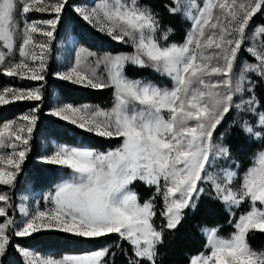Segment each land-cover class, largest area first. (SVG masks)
I'll return each mask as SVG.
<instances>
[{
  "label": "snow or ice",
  "instance_id": "6c2138e0",
  "mask_svg": "<svg viewBox=\"0 0 264 264\" xmlns=\"http://www.w3.org/2000/svg\"><path fill=\"white\" fill-rule=\"evenodd\" d=\"M66 7H71L89 26L98 28L114 41L131 43L136 51L99 57L96 64L110 68L104 79H97L95 73L88 75L79 57L74 66L55 73L58 79L90 89L114 87L115 103L110 110L69 103L54 108L48 115L100 138L122 143L107 152L59 146L51 155L42 157V163L70 168L72 176L59 184L54 193L43 197L53 206L36 211L22 227H16V221L11 218L0 223V264H4L13 238H31L43 232H61L85 239L116 234L132 249L129 264H157V247L164 243V232L175 230L184 212L194 211L203 195L237 208L242 202L250 201L251 210L235 221L236 231L231 239L220 238L217 229L210 230L205 245L210 248V254L193 258L192 264H264V252L252 251L245 242L250 230L264 232V152L259 154L258 166L243 175L238 187L234 184L239 169L235 160L231 163L237 171L224 169V178L220 182L212 181L214 191H206L202 186L216 159L230 157L229 149L217 144L214 137L226 116L233 110L256 115L260 107L255 97V82L248 74L264 79V50L244 45L253 17L264 12V0H232L231 3L207 0L198 15L188 13L193 25L182 45L162 44L157 35L159 20L150 9L140 7L137 0L131 3L114 0L111 5L91 8L72 5L69 0H57L51 8L30 6L29 0H0V40L5 41L8 49L13 47L14 34L22 41L18 45L19 63L9 64L0 74L45 81L46 57ZM168 10L170 14H178L180 8ZM33 12H50L53 18L29 22V14ZM17 16L23 18L22 29ZM171 31L163 33L164 41ZM256 31L264 35V26ZM37 33L43 39L35 42ZM242 50L257 63L244 62L237 74ZM4 59L5 54L0 52V62ZM129 63L152 67L167 75L174 81V88L161 90L128 79L124 69ZM8 93L11 99L7 98ZM42 95L43 85L29 89L5 87L0 93V105L16 101L42 102ZM39 110L37 104L21 118L24 123L18 128L14 129L15 122L0 127V147L10 145L13 149V155L7 158L10 170L0 167V184L12 185L21 173ZM240 127L256 139H264V133L254 131L248 120ZM256 127L264 129V112H259ZM17 148H20L18 152ZM3 160L0 156V162ZM137 180L154 186L156 194L163 197L164 209L160 215L166 223L159 230L152 222L156 215L152 200L139 204L137 194L129 190ZM9 199L8 195L0 194V201ZM11 207V204L0 207V217H7ZM14 247L26 264H104L102 258L110 251L104 248L89 255L41 259L18 244Z\"/></svg>",
  "mask_w": 264,
  "mask_h": 264
},
{
  "label": "rangeland",
  "instance_id": "374dc122",
  "mask_svg": "<svg viewBox=\"0 0 264 264\" xmlns=\"http://www.w3.org/2000/svg\"><path fill=\"white\" fill-rule=\"evenodd\" d=\"M71 0H69L70 3ZM172 3L169 4V7H179V15L182 17L184 22H187V27L185 28V35L184 39L182 41H176L171 40L170 36L174 34V32L171 31V33L168 35V38L166 41L162 39V35L164 32H167L170 27H164L162 24H160V32L157 34L158 37H161L160 42L162 44H172L175 43L177 45H182L185 43L186 38L188 34L192 30L193 21L188 18V13H191L192 15H198L199 9L203 7L204 4L207 3V0H170ZM30 6L33 4L35 7H46L51 8V6L57 2V0H29ZM124 2L131 3V0H124ZM215 2V0H214ZM229 3L232 2V0H228ZM237 2H246V0H237ZM114 3V0H82L80 3H72V5H80L82 7H97V6H103L105 4L111 5ZM195 4V7H190L191 4ZM137 4L140 7H146L150 9L159 20L158 15L148 6L141 3L140 0H137ZM168 7V8H169ZM67 8V7H66ZM66 8L63 11L62 16L65 14L66 21L68 11L66 12ZM69 9H72L69 7ZM216 9L213 10L214 14L216 13ZM53 18L50 12L45 13H39V12H33L29 14L28 20L29 22L32 21H43L46 19ZM80 18V17H79ZM16 19L18 21H21L19 24L20 29L23 28V18L20 16H17ZM81 19V18H80ZM82 20V19H81ZM83 21V20H82ZM160 22V20H159ZM214 22V21H213ZM86 23V22H84ZM87 24V23H86ZM89 26V25H88ZM259 26H264V12H260L257 15H255L250 22V25L248 29L246 30V34L248 35V39L245 41V47H256L258 51L264 50V35H261L256 31V29ZM80 26H77L75 22H70L69 24L62 26L61 24L58 25V28L56 32L54 33L55 39L51 45V49L48 52V55L46 57L48 61V71L50 69V66L53 68V72L51 74V77L55 80H62L58 79L55 76V73L62 72L67 70L70 66H74L77 60V57H79L82 61V67L84 68L85 72L88 75H92L93 73L96 74L97 79H104L107 78L108 73L110 71V68L105 64H96V60L104 56L105 54H110L111 56L116 55H127V54H133L135 53L136 49L135 47L129 43V44H123L118 43L111 39L106 33H101L98 28H93L89 26V29H86L83 31ZM207 31V28H206ZM85 39H84V38ZM176 37H179L177 35ZM43 39V37L37 33L35 36V42H38L39 40ZM22 41L14 34L13 35V47L12 49H8L5 41L0 40V52H3L5 54V59L3 62H0V72L3 73L4 69L9 65L13 63H19L21 57L19 56L18 52V45ZM90 53H95V56L89 55ZM257 63V61L247 52L243 51L241 52L239 61L236 65V72L239 74L240 68L243 66V63ZM31 63V62H29ZM132 64L129 63L126 65L131 66ZM134 66V65H132ZM125 67V69H126ZM150 68L152 70V73L149 75H146L144 77L140 78H130L125 73L126 77L130 80H139L146 84L153 85L155 87L160 88L161 90H172L174 88V81L168 77L167 75H164L160 72H157L152 67H146ZM48 74V73H47ZM249 78L255 82V97L260 103V107L257 109L256 115H246L239 113L237 110H233L232 113L224 119L222 124L218 127L217 131L214 133V137L216 140V143L221 146H226L229 149L230 157L225 159L224 157H220L216 159L213 167L209 169L208 178L205 182L203 187L206 188V191H214L212 188V181L220 182L224 178V169H231L232 171H237L236 165L232 164L231 161L235 160L239 164L238 169V179L234 181V184L236 187L239 186L240 183H242V177L243 175L252 167L258 166L259 161V154L264 152V139H256L254 136H250L243 132L241 130L240 124L244 120H248L254 127V131H261L264 133V129H261L259 127H256L257 118L259 112H264L262 109L261 101L258 97L257 89L258 86H264V79H261L259 76H257L254 73L248 74ZM13 80L18 81V85H14L11 82ZM69 82V81H67ZM71 83V82H69ZM74 84V83H72ZM43 85V95H42V102L37 101H27V102H35L40 105V108H42L45 104H47V108L44 112V114L47 116L40 120V117L38 119L41 130H43V133H39L37 136V139H35L36 142H32V137L30 138L29 142V148L30 151L28 154L33 151V149L38 146L39 144V153L36 157L32 159V162L24 168L26 159L22 165V171L18 175L17 180L13 182L12 185H2L0 184V194H6L9 196L8 201H0V207H8L9 204L12 205L11 209L8 210V216L7 217H0V223L4 222V220L11 218L14 221H16V227H22V224L24 221H26L27 218L34 215L36 211L39 210H46L47 208L52 207L53 205L44 200V196L47 195L49 192L54 193L55 188L63 183L64 181L68 180L72 176V171L70 168L66 166H55L47 163H42L41 159L42 157L46 155H51L57 147L59 146H69V147H78V148H89L94 149L98 152H107L109 150H114L116 147L122 143L120 140H108L104 138L94 139V134L87 133L86 131H82L78 129L76 126L71 125L68 122H64L62 120H59L51 115H48V113L53 110L54 108L58 106H62L64 104H72L73 106H83L88 105L90 108L99 107L101 109L110 110L115 103L114 100V87H108L110 92L106 95V97L99 101H87L82 100L80 103H73L65 99L62 95V93L54 88L52 85L48 84L47 75L46 79L43 82H37V81H30L27 79H20V78H13V77H7L4 75L0 79V93L3 92V89L5 87H10L13 89H29V88H36ZM76 85V84H75ZM80 88H86L83 86L76 85ZM89 89V88H88ZM45 92L47 93V99L45 98ZM7 98L11 99V93L6 94ZM244 98H248V94L244 95ZM14 103V102H13ZM12 104V103H11ZM6 105H0V127H3L4 123L9 122H15L14 123V129L18 128L20 124H23L24 121L21 119L24 115L28 114L31 108H27L25 111L18 113L15 117L12 118H6L7 111H3L1 108ZM17 110V107H16ZM39 114V113H38ZM38 123V122H37ZM76 128V130L74 129ZM35 129V128H34ZM34 131V130H33ZM234 131H240L244 138L249 143L244 145L241 149L243 153L250 149L248 154L245 155H239L236 150L233 151L227 143V137L229 135H232ZM87 133L88 135H86ZM235 134V132H234ZM8 133L5 134V138H7ZM72 138L73 142H67L63 140L62 138ZM90 140L98 142V144L101 147H96L90 143ZM250 144V146H249ZM252 144L253 147H252ZM20 148L16 149V152H18ZM27 154V155H28ZM13 155V149L10 145H6L4 147H0V156L4 157L3 162H0V167H4L5 170H10V166L7 164V158L9 156ZM241 158H239V157ZM37 164H42V166H37ZM50 165V167H48ZM29 178V179H27ZM27 179V181H26ZM19 181V183H18ZM18 183V184H17ZM25 183L22 188H20V184ZM148 190V191H142V193H139L138 188ZM9 188V189H8ZM129 190L137 194V203L143 204L145 201H148L149 199L152 200L154 204V209L156 212L155 217H153V225L154 227L159 230L162 225L166 223L164 218L160 215L161 211L164 209V201L162 195L156 194V189L154 186H147L146 182H142L140 180L135 181L133 184L129 186ZM210 200L213 198H210L208 195H203L200 197L197 206L199 203L203 200ZM214 201L219 199H213ZM224 204L225 211L230 215L229 217V225L224 227L223 230H219L218 228L211 227V226H204L202 228V231L204 233V236L206 238V245L208 243L207 241V234L212 229H217V235L220 238L223 239H231L233 233L236 231L235 229V221L239 218L241 214H245L247 211L251 210V202L245 201L242 202L241 205L237 208L235 206H229L226 205L225 202L222 200H219ZM196 206V208H197ZM257 207H261L259 203H257ZM195 208V209H196ZM193 210H186L184 212V216L186 213H192ZM234 213V215H233ZM260 230H250L248 234H246V244L247 246L252 250L257 252L258 254L261 252H264V249L262 251L258 249H254L250 243L248 242V236L251 233L257 232ZM47 233V232H43ZM61 233V232H60ZM117 240L115 242L112 239H101L98 242V247L91 248L90 245H88L87 242L82 243H72L69 244L72 248H86V251L79 252V253H68V252H62L59 249H53V250H37L34 247H28L24 246L17 242H12L13 246H10L7 251V260L9 261L10 258H12V255L14 252L17 254V257L15 258L16 261H12L13 264H16V262H23L26 264L25 258L19 254L16 250L14 245H20L25 249H28L31 251L35 256L41 258V259H63L65 256L70 255H89L95 251L102 250L104 248L110 249L108 255L104 258V264H115L113 259V253L115 254L116 250H120L119 245L122 240L120 237L116 234H112ZM64 236H60L57 239V244L55 246H58L60 244H66L64 242ZM126 242V241H125ZM132 250V249H131ZM209 255L210 254V248H206L202 253L193 256L191 258L190 264H192V260L195 257H198L199 255ZM132 257V255L130 256ZM14 259V260H15Z\"/></svg>",
  "mask_w": 264,
  "mask_h": 264
},
{
  "label": "trees",
  "instance_id": "16d2710c",
  "mask_svg": "<svg viewBox=\"0 0 264 264\" xmlns=\"http://www.w3.org/2000/svg\"><path fill=\"white\" fill-rule=\"evenodd\" d=\"M81 1L82 0H71L70 4L80 3ZM140 1L144 5L150 7L158 15L160 24H162L164 27H170L172 32H174V34L170 36L171 40L182 41L184 39L185 28L187 27L188 24L187 22L183 21L182 17L179 14H170L168 10L169 4L172 3L170 0H140ZM166 5L168 7H166ZM67 11H68V15H67L68 20L66 21L64 14L60 22L62 26H64V24L68 25L70 21V22H75L77 26H80L84 30L85 28L89 29L88 24L84 23V21H82L72 9H69V7H67L66 12ZM177 35H179V37H176ZM52 72H53V68L52 66H50V69L47 74L48 84L58 89L62 93L63 97L70 102L80 103V101L82 100L99 102L106 97L108 92H110L108 88L106 89L80 88L75 84L69 83L67 81L55 80L51 77ZM125 73L130 78H140L149 75L150 73H152V70L146 67H137L131 65L126 67ZM2 77H4V75L0 74V79ZM11 83L14 85L19 84L17 80H13ZM257 93L262 104V109L264 111L263 85L258 86ZM45 98L47 99L46 92H45ZM35 105H36L35 102L16 101L12 104L3 106L1 109L3 111L8 112L6 118H12L15 117L18 113L25 111L27 108L35 107ZM47 106L48 105L45 104L42 108H40L38 114L40 120L47 117L44 114ZM74 129L76 130V128ZM234 132L232 135H229L227 137L228 146L233 151L236 150V152L239 155L248 154L250 149L246 150L244 153L241 149L244 145L248 146V144H245L246 142L249 143L247 141L248 139L246 140V138L243 137L240 131H234ZM39 133H43V130H41V126L38 121L33 131L32 142H36L35 139H37ZM85 134L88 135L87 133ZM95 138L99 139L97 136L96 137L94 136V139ZM62 139L70 143L73 142L72 138L65 137ZM90 143H92V145L96 147H101L98 144V142L90 140ZM253 145L254 144H252V147ZM38 153H39V144L33 149V151H31L27 155L24 168H26V166L32 162V159L36 157ZM37 166H42V164H37ZM48 167H50V165ZM24 184L25 183H21L20 188H22ZM138 191L139 193H142V191H148V190H144V189L142 190L139 187ZM229 217L230 215L225 211L224 204L221 201L219 200L214 201L213 199L210 200L203 199L192 213H186L182 222L175 230L164 232V236H163L164 243L157 247V264H190L191 258L193 256L202 253L206 249L205 247L206 238L204 236L202 228L204 226H211L218 228L219 230H223L224 227L229 225ZM60 236H64L65 238L64 242L66 244H60L58 246H55L57 244V239ZM115 237L116 236L114 235H109L104 238L85 239L60 232H47V233H41L35 235L31 238H13L12 242H17L28 247H34L37 250H53L55 248V249H59L62 252L79 253L86 251V248L76 249L70 247L69 244L87 242L88 245L91 246V248H96L98 247L99 240L109 238L117 242ZM247 239L250 245L254 249H258L260 251L264 249V232L257 231L251 233ZM119 248L120 250L118 249L115 252L113 259L114 263L129 264V258H131L130 256L132 255V250L130 245L127 242L122 241L120 242ZM14 257L15 258L17 257V254L15 252L9 261L7 260V256H5L4 264H13L12 261H16ZM16 264H24V263L18 261L16 262Z\"/></svg>",
  "mask_w": 264,
  "mask_h": 264
}]
</instances>
